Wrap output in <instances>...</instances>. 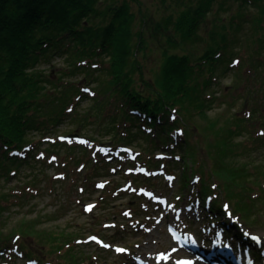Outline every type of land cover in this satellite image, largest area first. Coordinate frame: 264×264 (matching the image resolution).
I'll return each mask as SVG.
<instances>
[{"label":"rangeland","instance_id":"374dc122","mask_svg":"<svg viewBox=\"0 0 264 264\" xmlns=\"http://www.w3.org/2000/svg\"><path fill=\"white\" fill-rule=\"evenodd\" d=\"M110 1L105 0L102 6H108ZM141 1L145 2L142 9L150 11L155 19L167 13L164 3L176 6L173 0ZM235 1L233 4L238 5L239 0ZM131 6L137 11L135 1H131ZM235 11L232 8L222 12V27L218 31L229 30L230 34L240 37L242 34L236 31L238 26L233 25L235 20L230 19L236 16L239 19ZM137 18L135 28L140 26ZM240 21L242 19L237 24ZM210 23L208 16L201 29L204 40ZM124 31L116 49L120 53L121 46L131 37L128 35L125 40ZM155 31L147 28L140 51H134L138 56L131 59L130 70L125 67L120 75L123 79L129 78L133 66L141 65L132 73L134 90L159 75L168 54L201 51V43L174 46ZM132 37L134 41L140 39L139 35ZM247 44L249 42L235 46L237 52L230 64L235 68L242 63V71L236 73L233 69L221 68L211 76L213 84L205 94L212 92L213 97L207 98L203 113L209 118H202L195 111L191 114V110L185 114L184 120H190V127L198 126L191 134L200 144L201 156L206 155L205 150L212 151L210 144L213 146L218 141L215 133L219 131L230 134L228 139L231 138L235 150L240 152L235 161L251 155L264 163V66L255 73L252 62L248 63L252 47L249 50ZM240 46H243L241 50ZM70 52L40 58L26 70L31 73L34 68L35 76L46 79L43 96L54 98L55 106L57 102L64 103L73 97L74 100L71 108L70 105L65 108L63 119L47 129L29 130L26 140H32V144L21 153V159L28 160L15 164L16 171L6 169L0 159V264H137L138 257L152 264H210L205 253L196 256L188 246H180L168 230L170 224L188 234H197L204 250L225 251L228 242L236 248V255L244 257V249L250 243L257 252L255 263L264 264V240L257 247L250 235L255 232L264 239V211L258 212V221L254 224H241L242 218L241 221L229 214L224 203V211L217 214L213 201L209 202L210 197L204 192L205 196L201 194V181L193 172L194 161L186 157V152L183 149L176 152L181 155L178 165H169L174 162L169 158L172 147L162 150L153 147L152 133L151 137L144 138L133 124L122 119L123 108L130 111L127 104L122 105L118 96H103V93L121 89L113 68L94 74L105 84L100 87L98 81L89 80V73L73 67L78 61L75 59L78 51ZM123 55L126 57V50ZM244 58L247 61H243ZM89 62L97 67V61ZM211 79L203 78V84L212 82ZM119 82L123 84L122 80ZM10 84L15 86L13 82ZM75 85L80 87L83 96H75ZM253 85L260 87L263 93L259 101L255 98V103L248 106L245 105L247 90ZM55 94L62 96L57 98ZM37 98L42 99L38 95ZM99 98L105 100V105L97 101ZM54 104L44 106L43 111L54 110ZM23 108L21 110L29 111L33 105ZM172 113L176 114L175 111L167 114L170 119L176 117ZM93 115L106 116L94 122ZM177 116L179 120L180 115ZM210 122H215L220 130H209L206 126ZM71 135L75 136L69 137ZM182 140L184 138L180 137L179 141ZM161 152H168L169 157ZM148 158L153 163L158 161V166L148 162ZM259 177L262 188L252 183L251 197L261 208L264 176ZM220 256L224 262L233 261L227 255Z\"/></svg>","mask_w":264,"mask_h":264},{"label":"trees","instance_id":"16d2710c","mask_svg":"<svg viewBox=\"0 0 264 264\" xmlns=\"http://www.w3.org/2000/svg\"><path fill=\"white\" fill-rule=\"evenodd\" d=\"M131 1L137 3V11L132 8ZM173 1L176 6L164 3L167 13L155 19L150 11L142 9L145 2L141 0H112L108 6H102L105 0H0V115L3 112L0 116V159L6 169L16 171L15 164L28 160L21 159V153L32 144V140H26L29 130L47 129L51 124L57 123L63 119L65 108L74 100L73 97L64 103L57 102L55 106L52 102L54 98L43 96L46 92V79L40 75L35 76L34 68L31 73L26 70L45 56H61L76 50L78 54L75 59L78 61L74 62L73 67L85 74L89 73V80L98 81L94 74L113 68L115 78L116 75L119 76L117 85L121 89L103 93V96H118L122 105L127 104L130 111L120 108L123 111L122 119L133 124L144 138L147 135L151 137L152 133L153 147L161 150L172 147L170 157L168 152H161L164 157L174 161L169 165L178 163L181 155L176 152L180 149L194 161L193 172L201 181V194L212 199L213 208L218 214L224 211V203L239 220L242 218L243 222L254 224L258 221V212L261 209L264 211V204L260 208L256 199L251 197V184L261 187L259 176H264V163L251 155L239 162L235 161L240 152L235 150L231 138L228 139L230 134L219 131L215 133L218 141L213 146L210 144L212 151H206L204 147L206 155L201 156L198 152L200 144L191 134L198 126L190 127V120H184V117L191 110V114L195 111L202 118H209L203 113L207 98L213 97L212 92L205 94L212 87L211 78L214 77L211 76L221 68L233 69L236 73L243 69L242 63L235 68L230 66L237 52L234 50L237 44L249 42L248 49L252 47V50L248 63L252 62L255 73L264 66V0H239L238 5L233 4V0ZM232 8H235L239 19H242L237 24V16L230 18L235 20L233 25L238 26L236 31L242 34L240 37L230 34L229 30L223 33L218 31L222 27V12ZM208 16L211 23L204 40L201 29ZM136 18L140 20L137 28L134 25ZM149 27L158 31L160 36H165L171 45L182 43L194 46L201 43L202 47L198 53L186 51L167 56L163 54L165 64L159 75L149 79L150 81L146 80V85H142L143 89L136 87L134 90L131 87L134 82L132 73L134 69L141 68V65L138 63L136 67L133 66L129 78L123 79L120 75L125 67L130 70L131 59L138 56L134 51H140ZM124 29L125 40L128 35L131 37L128 43L121 46L122 53L120 48L118 53L116 49ZM134 34L139 35L140 39L134 41ZM242 48L240 46L239 50ZM124 50L127 52L126 57L123 55ZM90 60L97 61L96 65L100 69L92 67ZM243 61H247V58ZM90 69L96 72H89ZM203 78L211 79L212 82L205 85ZM10 82L15 86H11ZM99 86L103 87L105 84L99 82ZM73 90L75 96H83L77 85ZM247 91L245 105H252L255 98L259 101L262 97L263 92L257 85L251 86ZM37 95L42 99L37 98ZM60 95L55 94L54 97L58 98ZM97 101L105 103L100 98ZM50 103L54 104L55 109L46 113L43 108ZM4 104L6 107H3ZM31 105V110H21ZM36 107L39 109L36 110ZM170 111H175L176 114L172 113V116L176 117L170 119L167 115ZM177 115H180L179 120ZM105 116L93 115L92 118L96 122ZM206 127L212 132L220 130L216 128L215 122H210ZM128 128L131 129V126ZM180 137L184 138L181 142ZM205 142L207 144L206 140ZM147 161L158 166V161L153 163L150 158ZM220 196L222 200L218 198Z\"/></svg>","mask_w":264,"mask_h":264},{"label":"bare ground","instance_id":"6f19581e","mask_svg":"<svg viewBox=\"0 0 264 264\" xmlns=\"http://www.w3.org/2000/svg\"><path fill=\"white\" fill-rule=\"evenodd\" d=\"M253 233H255V232H253ZM261 244H262V242H259V243H257V246H260ZM236 258L239 259V256H237Z\"/></svg>","mask_w":264,"mask_h":264},{"label":"snow or ice","instance_id":"6c2138e0","mask_svg":"<svg viewBox=\"0 0 264 264\" xmlns=\"http://www.w3.org/2000/svg\"><path fill=\"white\" fill-rule=\"evenodd\" d=\"M90 210V209H89ZM255 239V238H254ZM118 251H124L123 249H118Z\"/></svg>","mask_w":264,"mask_h":264}]
</instances>
